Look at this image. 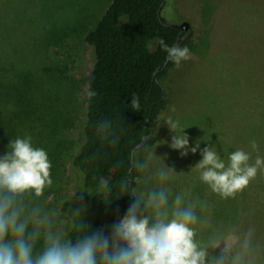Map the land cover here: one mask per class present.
<instances>
[{
	"label": "rangeland",
	"instance_id": "rangeland-1",
	"mask_svg": "<svg viewBox=\"0 0 264 264\" xmlns=\"http://www.w3.org/2000/svg\"><path fill=\"white\" fill-rule=\"evenodd\" d=\"M17 1L32 6L23 20L14 24L11 19L16 12L12 6ZM110 2H0L5 12L0 17L5 52L19 64L30 65L31 69H24L30 73H40L47 63V69L54 67L57 76L75 91L70 117L64 109L53 111V157L49 156L53 185L43 202L58 212L65 227L69 223L60 202L75 198L81 186L80 173L72 160L83 141L87 82L94 61L84 33L94 27ZM162 16L172 24L189 22L188 35L179 46H187L192 59L183 61L179 68L174 64L164 81L168 103L155 121L153 139L140 152L145 165L139 178L140 192L164 187L172 196L185 193L186 201L197 203L196 212L203 221L198 239L214 235L220 239L221 248L230 234H238L242 243L243 234L254 226L251 254L255 264H264V172H259L235 199L224 200L192 170L202 159L204 147H215L225 160L237 148L251 153L252 162L257 155L264 157V0H167ZM58 86L63 87L60 83ZM62 96V92L57 95ZM168 119L179 122V134H184L183 129L187 134L188 155L182 156L183 150L170 146L175 133ZM54 133L58 140L53 138ZM40 137L37 140L42 141ZM253 140L258 151L251 147ZM197 142L200 148L192 153L191 147ZM161 167L175 170L164 184L156 175ZM205 200L207 208L202 210L200 202ZM209 251L219 255L220 249Z\"/></svg>",
	"mask_w": 264,
	"mask_h": 264
},
{
	"label": "trees",
	"instance_id": "trees-1",
	"mask_svg": "<svg viewBox=\"0 0 264 264\" xmlns=\"http://www.w3.org/2000/svg\"><path fill=\"white\" fill-rule=\"evenodd\" d=\"M0 2L8 4L9 0ZM162 2L111 0L94 27L84 33V40L92 46L94 61L87 82L83 141L72 160L80 173L81 186L75 198L60 202L69 225L79 209L85 223L92 226L91 231L103 228L108 233L134 200L121 185L127 181L140 192L139 178L144 172L137 170V165L143 163L140 152L153 139L155 121L168 103L164 81L174 65L166 60L167 53L159 40L163 38L167 45L174 46L181 36L180 45L188 35L166 25L163 16L159 18ZM23 4L13 3L14 24L31 9L29 3ZM4 14L0 9V17ZM1 29L0 154L8 151L10 139L31 136L33 145L44 148L52 158L53 111L64 109L66 117H70L75 91L57 76L54 67L47 69V63L40 73L25 71L32 67L19 64L5 52ZM60 92L63 96L57 97ZM90 92L96 95L90 96ZM49 93L55 95L51 97ZM133 94L139 97L140 111L130 107ZM104 119L110 125L102 127L98 123ZM68 121L69 118L66 125ZM53 138L59 139L55 133ZM139 144L142 146L137 148ZM51 188L37 202H44Z\"/></svg>",
	"mask_w": 264,
	"mask_h": 264
},
{
	"label": "clouds",
	"instance_id": "clouds-1",
	"mask_svg": "<svg viewBox=\"0 0 264 264\" xmlns=\"http://www.w3.org/2000/svg\"><path fill=\"white\" fill-rule=\"evenodd\" d=\"M159 43L167 53L166 60L177 68L192 59L187 46ZM90 96L96 93L90 92ZM130 107L140 111L139 97L133 94ZM175 133L171 147L188 155L189 138L178 133L179 122L166 120ZM108 126L110 121H99ZM258 151V144L251 141ZM199 142L191 147L195 153ZM202 159L192 168L199 180L221 199H235L264 172V157L237 148L222 159L215 147H204ZM52 162L47 151L35 147L31 136L10 139L8 151L0 154V264H255L251 254L254 226L243 234L225 237L224 246L214 235L198 239L203 221L196 212L197 203L185 200V193L172 196L164 188L138 192L125 181L121 188L134 197L126 214L115 222L111 231H91L84 215L76 209L70 225L64 226L56 210L42 201L45 190L53 185ZM145 165L139 163L138 171ZM175 173L172 167H161L156 173L161 184ZM206 210L207 201L200 202ZM82 214V218H81ZM220 249L214 255L209 249Z\"/></svg>",
	"mask_w": 264,
	"mask_h": 264
},
{
	"label": "water",
	"instance_id": "water-1",
	"mask_svg": "<svg viewBox=\"0 0 264 264\" xmlns=\"http://www.w3.org/2000/svg\"><path fill=\"white\" fill-rule=\"evenodd\" d=\"M166 3H167V0H163V2L161 3V5H160V7H159L158 15H159V18H160V19L162 18V13H161V12H162V9L164 8V6H165ZM166 25H168V26H172V27H175V28H180V30H184V31H185V34H187V33L189 32V30H190V24H189V22H187V21H183V22H181V23H179V24H172V23H168V22H166ZM181 39H182V37L179 36V37L177 38V40H176L174 46L177 45V44L181 41ZM141 146H142V144H139V145L137 146V148H139V147H141Z\"/></svg>",
	"mask_w": 264,
	"mask_h": 264
},
{
	"label": "flooded vegetation",
	"instance_id": "flooded-vegetation-1",
	"mask_svg": "<svg viewBox=\"0 0 264 264\" xmlns=\"http://www.w3.org/2000/svg\"><path fill=\"white\" fill-rule=\"evenodd\" d=\"M181 32H183L185 34V31L184 30H181Z\"/></svg>",
	"mask_w": 264,
	"mask_h": 264
}]
</instances>
